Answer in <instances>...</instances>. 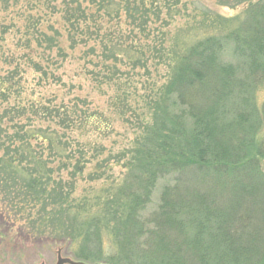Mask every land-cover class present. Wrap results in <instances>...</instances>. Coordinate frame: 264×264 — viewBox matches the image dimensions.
<instances>
[{
  "label": "trees",
  "instance_id": "trees-1",
  "mask_svg": "<svg viewBox=\"0 0 264 264\" xmlns=\"http://www.w3.org/2000/svg\"><path fill=\"white\" fill-rule=\"evenodd\" d=\"M4 2L7 4L9 0ZM178 3L179 0H63L61 8L51 2L48 7L53 9V14L62 15L74 47L99 40L105 57L126 56L136 68L146 64L151 55L158 63H169L172 54L176 56L177 52L163 45L149 49L148 55L142 45L138 51L131 52L121 41L111 40L112 32L100 36L97 29L101 17L91 8L95 7L99 13L105 10L109 15L124 9L126 19L151 37V16L161 19L164 8L173 10L178 8ZM257 7L259 17L241 29L246 36L239 39L236 35L230 36L237 42L236 53L244 59L239 65L218 63L226 43L216 37L200 41L186 54L179 55L175 64L169 63L167 81L155 91V96L149 95L146 100L147 108L154 111L153 124L144 128L145 134L153 136V148L147 156H143L140 149L130 155L123 154L126 176L122 183L110 188L104 199L94 204L98 207L96 211L86 212L89 206L86 198L76 202L74 180L65 182L53 177L55 169L48 163L52 160L44 158L42 148L47 144L53 157L66 154L59 171L67 169L78 153L73 163L76 169L72 177L75 178L103 147H92L89 140L73 145L65 133L60 137L57 131L36 122L56 121L60 128L84 135L92 131L89 127L93 124L97 130H102L100 124L103 123L93 120L94 113L80 112L77 107L36 103L27 106L21 102L5 106L14 93L17 96L20 93L14 84H11L12 89L4 87L6 82L0 77L2 201L11 211L22 213V217L27 213L28 227L33 233H50L72 240L79 246L75 255L90 263L103 260L109 264H168L167 258L176 261L185 243L182 225L188 218L196 220V230L201 233L206 221L200 214L208 211L212 212V221L220 232L218 235L212 231V239L221 240V248L214 250V254H228L235 264L252 258L264 263V165L261 162L264 159V101L259 105L253 93L264 87L261 82L264 81V4ZM42 35L51 48L54 37ZM76 35L81 37L80 41L76 40ZM109 80H114L113 74ZM122 94H117L123 103L121 106H130L129 92ZM153 99H158L156 108L152 107ZM159 102L162 103L159 105ZM187 118L191 122H186ZM35 142L41 143L40 148H35ZM205 176L216 189H212V193L201 190L189 193L197 184L196 180ZM160 179L164 181L158 209L142 217L144 205L151 202ZM222 185L226 198L223 193L218 199L212 195L210 205L206 197ZM115 194L119 200L111 202L116 207L109 218L100 215ZM198 204L205 206L200 210ZM37 205L40 208L33 212ZM94 212L93 217L88 215ZM110 229L114 230L112 233L121 252L103 259L104 236ZM169 245H175L178 257L165 256L174 255ZM208 261L211 259L203 258L199 263L209 264Z\"/></svg>",
  "mask_w": 264,
  "mask_h": 264
},
{
  "label": "rangeland",
  "instance_id": "rangeland-1",
  "mask_svg": "<svg viewBox=\"0 0 264 264\" xmlns=\"http://www.w3.org/2000/svg\"><path fill=\"white\" fill-rule=\"evenodd\" d=\"M62 1L9 0L6 4L4 0H0V77L6 82L4 87L12 89L11 84H14L15 90L20 93L18 96L14 93L10 101L5 102V106L21 102L27 106L36 103L54 107H77L80 112L94 113L93 120L103 123L100 124L102 130H97L93 124L89 127L92 131L84 135L80 131L64 130L56 121L36 122V125L57 131L60 137L65 133L73 145H77L78 141L89 140L92 147H103V151L96 153L91 162L86 164L83 173L75 178L72 177V172L76 169L73 163L77 160L78 153L74 161L68 163L67 169L59 171L63 160H66V154L63 157H53L47 144L42 148L44 158L52 160L48 163L55 169L53 177L65 182L74 180V199L76 202H82V199L86 198L89 205L86 212H92L98 208L94 204L104 199L110 188L123 182L127 171L123 154L130 155V152L134 153L135 149H140V153L147 156L153 148V136L145 134L144 128L153 124L154 111L147 108L146 100L149 95L155 96V91L167 81L168 70L171 68L169 63L175 64L179 55L186 54L190 47L200 41L216 37L226 43L225 49L219 54L218 63L224 65L232 62L239 65L240 60L244 59L236 53L234 47L237 42L230 36L234 38L233 35H236V39L246 36L241 29L259 17L256 13L259 8L257 6L264 4V0H179L178 8L171 9L173 16L169 15L171 10L168 11L167 8L162 10L161 19L157 20L151 16V37L140 32L126 19L127 13L124 9L120 10V13L109 15L105 10L99 13L95 7L91 8L98 18L101 17L97 29L100 36L112 32L111 40L121 41L131 52L138 51L141 45L146 49L147 55L149 49L161 45L169 51L177 52L176 56L172 54L169 63H158L151 55L146 64H140L136 68L126 56L119 59L105 57L99 40H90L74 47L69 27L62 15L53 14V9L48 7V2H51L61 8ZM43 33L54 37L51 48H48ZM80 39L81 37L76 35V40ZM144 65L147 66L143 67ZM111 74L114 80H109ZM123 91L129 92L128 107L121 106L123 103L117 98V94H122ZM253 93L261 105L264 101V87ZM153 100L152 107L156 108L158 99ZM161 103L159 102V105ZM190 120L187 118L186 122H191ZM6 125L4 126L7 127ZM139 142L142 144L139 145ZM33 144L35 148H40L41 143ZM92 152L91 149L87 156L91 157ZM261 162L263 166V158ZM208 179V176L201 180L199 178L196 180L197 184L188 192L197 193L201 190L203 193H212V189L216 188H212L211 180ZM163 181H158L151 202L144 205L146 208L143 212L140 211L142 217L151 215L158 209ZM222 193L223 198H226L223 185L214 194H209L206 198L210 199V205L212 195L218 199ZM113 200L118 201L119 197L115 194L100 215L105 214L106 218H109L116 207L115 203H111ZM38 206H35L33 212L38 211ZM198 206L201 210L205 205ZM88 215L93 217L95 212ZM200 215L204 216L206 221L201 233L196 230V220L188 218L185 225H182L185 243L178 254L184 263L171 258H167V263L200 264L199 261L206 258L211 259L209 264H235L236 261L228 254H214V250L221 248V240L212 239V231L220 235L212 221V212ZM22 216V213L11 211L0 196V264H58L59 259L65 258L72 263L64 264H95L80 260L75 255L79 246L69 238H58L50 233H33L28 227L27 213L25 217ZM112 231L114 230L106 231L104 236L103 259H109L110 255L121 252L119 242ZM173 246L175 245H169L168 249L170 247L174 255L165 256L178 257L177 249ZM204 246L208 248L205 250ZM98 263L109 264L103 260ZM243 264L264 263L260 259L252 258L245 260Z\"/></svg>",
  "mask_w": 264,
  "mask_h": 264
},
{
  "label": "water",
  "instance_id": "water-1",
  "mask_svg": "<svg viewBox=\"0 0 264 264\" xmlns=\"http://www.w3.org/2000/svg\"><path fill=\"white\" fill-rule=\"evenodd\" d=\"M65 262L72 263V261H70L69 259L65 258V259H59L58 264H64Z\"/></svg>",
  "mask_w": 264,
  "mask_h": 264
}]
</instances>
